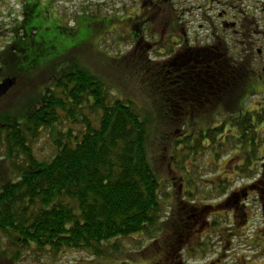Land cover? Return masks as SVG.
I'll list each match as a JSON object with an SVG mask.
<instances>
[{
    "label": "trees",
    "instance_id": "16d2710c",
    "mask_svg": "<svg viewBox=\"0 0 264 264\" xmlns=\"http://www.w3.org/2000/svg\"><path fill=\"white\" fill-rule=\"evenodd\" d=\"M91 26L86 27L91 30ZM66 33H69L68 26ZM3 50L0 67L9 63L14 72L11 76H17L21 70L25 82H38L35 70L39 68L26 66L27 55L21 49L19 54L17 50ZM64 51L50 64L52 67L46 65L43 70L45 78L43 81L39 78L38 84L47 82L46 89L42 95H36L34 103L17 111L18 115L5 109L0 111V157L5 154L12 161L11 177L0 185V232L12 248L6 250L9 245H3L1 250L6 256L10 255L12 264H37L45 259L57 264L58 257L78 251L102 260L116 254L122 258L124 253L139 254L157 245L166 228L164 223L172 214L170 210L165 212L166 208H170L177 192L173 181L157 175L148 145L156 124L170 126L168 120H171L186 127L183 115L175 118L161 112L184 113L185 107H189L196 114L207 111L219 122L167 143L161 160H168L180 170L178 181L185 184L178 186L179 192L182 186H190L192 179L196 181L200 177V172H192L197 169L196 164L189 165L197 163L201 169L198 157L207 159L202 151L210 148L215 163L207 166L216 167L218 172L222 170L223 159L235 153L243 156L242 162L233 166V171L238 178L254 179L251 192L262 201L264 174H258L257 161L260 147L264 145L257 128L264 126V107H245L249 98L240 101L241 88L230 86L244 67L219 69V83L214 91L218 99L214 102L200 100L201 84L198 83L192 86L194 96L174 102L175 94L169 93L167 88L170 83L164 84L165 72L159 71L161 76L157 79L162 86L153 88L152 92H158L154 95L164 107L155 105L158 110L155 116L113 95L112 87L100 76L70 59L73 53L69 47ZM6 54L8 56L4 57ZM237 55L242 57V53ZM122 59L118 57V61ZM207 86L208 90L203 86L205 96L213 92L210 85ZM22 95L24 98L25 93L20 97ZM171 104L177 105L176 111L171 110ZM209 108L213 112H209ZM44 132L51 137L55 153L48 160L40 161L33 145ZM228 180V177L220 178L219 183H214L213 191L225 196ZM167 182L173 188L169 195L163 191ZM182 194L191 193L186 187ZM187 196L184 205L188 204ZM129 240H138L137 250L122 245Z\"/></svg>",
    "mask_w": 264,
    "mask_h": 264
},
{
    "label": "rangeland",
    "instance_id": "374dc122",
    "mask_svg": "<svg viewBox=\"0 0 264 264\" xmlns=\"http://www.w3.org/2000/svg\"><path fill=\"white\" fill-rule=\"evenodd\" d=\"M3 2H12V0H3ZM80 4V0H27V3L22 6L17 4L19 7L16 10V16L13 17V24L17 29L14 33L16 36H11L8 32L7 34L9 35L5 36L2 34L3 36H0V58L3 56L1 53L4 51L3 49L11 52L17 50L16 53L18 54L21 49L25 56L27 55L26 66L29 69L38 67L40 72L35 70V74L43 81V78H45L43 72L46 65L54 64V60L60 58L62 53H65L64 48L67 46L71 50L70 53H73L70 59H75L85 69L87 68L92 73L100 76L105 83L112 87L113 95L121 99H127L156 116L158 110L155 105L156 107H164V104L162 105L156 100L157 97L154 94L158 92L153 93L152 91L153 88L157 89L162 86L161 80L157 78L161 76L159 71L164 69L139 66L132 62V54H126L124 51L120 52L118 49L120 32L116 30L127 28V24L116 19L110 20L112 18L110 13L112 7L109 1L107 3L109 11L106 12L108 13L106 17L110 21L104 31H114L108 35L106 41L99 44L98 35L105 28L100 23L93 24L91 30H87L85 25L82 24V31L74 36V33L79 29L78 23L74 21V14L79 12ZM92 5L91 15H96L97 9L94 8L96 5L94 0H92ZM202 6L203 10L206 11L208 5ZM1 7L0 11L6 14L8 5L4 7L2 4ZM256 8H259L258 4ZM194 20L196 21L197 19ZM198 20L200 21V18ZM10 22V19L0 20V24L10 25ZM91 23L92 21H88V25H91ZM259 23L261 27V22ZM67 26L69 33H66ZM90 31H92L93 36ZM232 32L233 29L225 33H218L219 40L217 41L221 43L218 53L223 54V51L234 61L242 62L243 57H240V55L233 56L223 45L224 38H232ZM234 32H239L240 34L235 36L232 41L237 44L238 42H243L237 48L239 53H244L245 47L249 43L253 42L252 44L257 47L255 50L248 51L247 61L252 63L250 68L240 69L238 78L230 86L234 85L239 87L240 90L244 84L239 92V100L244 102L249 98L245 103V107L260 109L264 107V57L261 58L257 53V50L262 49L260 44H257L259 36L255 33L246 35L245 31L239 29L238 31L234 30ZM244 33L246 36H244ZM121 53L124 54L123 59L118 61ZM5 56L8 55L6 54ZM3 64L0 67V83L7 78H17L19 85L0 102V111L4 112L3 109H5L18 115L17 111L34 103L36 95L43 94L47 82L43 85L41 83L38 84L39 78L38 82H33V80V83L29 80L25 82V75L22 74L21 70L18 72L20 74L13 77L10 75L14 73L11 71L10 64L6 62ZM56 64L60 65L61 63ZM50 66L52 67V65ZM250 74H252V79H250ZM244 75L245 78L242 80L241 77ZM247 76H249V79ZM167 88L169 93L175 94L173 96L174 102L186 101L185 91L178 84L168 85ZM22 92L25 93L26 97L24 96L23 98V95L20 97ZM254 92H257L256 96L255 94L251 95ZM170 108L176 111L177 105L171 104ZM179 108L180 105L178 110ZM211 110L213 109H208L209 112H213ZM184 111L186 113L176 111L170 115L161 112L160 114L162 115L174 116L175 118L183 115L186 127H182L181 123L171 120H168L171 122L170 126L164 127L156 124L153 126L152 136L148 145L151 162L156 169L157 175L163 180L169 179L173 181L177 192L170 208H166L165 212L170 210L168 212H172V214L170 220L164 223L166 228L157 245L153 244V247L150 246L148 249H143L139 254L124 253L122 258L116 256V254L110 255L103 260L85 251L67 252L57 258V264H97V262L99 264H177L179 261L184 264H264V194L262 195V201H258L250 188L254 183V179L238 178L237 172L233 171V166L241 163L243 156L235 153L233 156L223 159L220 164L222 165V170L218 172L216 167L207 166V164L215 163L211 156L213 152H211L212 154L209 153L210 148L203 150L204 154L202 155L207 157V159L198 157L202 168L199 169L197 163L189 165V167H194L196 164L197 169L192 172H200V177L196 181L192 179V185L182 186V192H179L178 186L185 183L178 181L181 175L180 170L171 166L168 160L166 162L161 160L165 153L166 145L171 139H176L187 133L205 130L219 124L218 119H215L207 111L202 110V113L196 114L189 107H185ZM257 132L261 135L262 145H264V126L257 128ZM33 147L34 153L40 161L48 160L55 153L53 141L46 132L40 135V139ZM260 150V160L257 161L259 165L257 169L258 174L261 172L264 174V146L260 147ZM11 169L12 161L3 154L0 157V185L11 177ZM223 177L229 178L224 188H226L227 196L230 198L225 205L222 204L224 197L220 194V191H213L216 186L214 183H219L220 178ZM262 185L260 184V186ZM186 187L191 194L183 196L182 193H184ZM172 189L168 182L165 183L163 187L165 194L169 195ZM245 192L248 194L247 198L244 194ZM249 193L253 195H249ZM185 196H187L186 203H188L186 205L183 203ZM238 196H240V200ZM238 201L241 207L238 206ZM215 204H219V208H216V210L205 207L207 205L215 207ZM199 211L207 213L200 214ZM203 220L208 225L202 224L201 221ZM3 245H9L6 250L12 248L10 243L3 239V235L0 232V264H12L10 255L6 256L1 250ZM122 245L134 251L138 249L137 246L140 244L138 240H129L124 241ZM25 264H30V262H25ZM37 264H55V262L45 259Z\"/></svg>",
    "mask_w": 264,
    "mask_h": 264
},
{
    "label": "flooded vegetation",
    "instance_id": "af4514ba",
    "mask_svg": "<svg viewBox=\"0 0 264 264\" xmlns=\"http://www.w3.org/2000/svg\"><path fill=\"white\" fill-rule=\"evenodd\" d=\"M94 1L96 2L94 8L97 11L96 15H91L92 0H80L79 12L74 14V21L78 23L79 29L74 33V36L82 31V24L88 29L86 27L88 21H92L93 24L100 23L105 26L98 35L99 44L105 42L108 35L114 31H104L108 24L106 17L108 13L106 12L109 11L107 4L109 1L112 7L110 11L112 17L127 24V28L116 30L120 32V44L118 45L120 52L132 54V62L139 66L164 69V84L167 82L170 83L169 85L178 84L185 91L187 97L194 96L191 92L192 86L193 83H198L201 84L198 95L201 96L200 100L214 102L218 99L217 93L214 91L215 86H218L219 83V69H231L237 66L250 68L252 65L251 61H247V55L248 51L255 50L257 47L252 44L253 42L247 44L246 50L244 53L242 52V62H237L223 51V54L218 53L221 44L217 41L219 40L218 33H225L233 29L232 38H224L223 43L233 56L239 53L237 48L243 44V42L237 44L232 41L235 36L240 34L234 30H243L246 35L257 34L259 36L257 44L262 47L261 50H257V53L261 58L264 57V0ZM25 3L27 0H12V2L0 0V9H2V4L4 7L8 5L6 14L0 11V20H11L10 25L0 24V36H3L2 34L16 36L14 33L17 29L13 24V17L16 16V10L19 7L17 4L22 6ZM205 4L208 5L206 11L202 6ZM257 4L259 8H256ZM259 22H261V27ZM260 29L262 30L260 31ZM245 33L244 36H246ZM120 56L123 57L124 54L121 53ZM245 75L241 77L242 80ZM249 76H247L248 79ZM252 78L251 76L250 79ZM207 85H210V89L213 90L209 96H205V92L209 88ZM203 86L206 87V90ZM256 93H251V95L255 94L256 96ZM244 194L247 198V193ZM223 197L222 204L225 205L230 197L227 194ZM238 197L240 200V196ZM237 204L240 206L239 201ZM214 206L219 207V204ZM177 264L184 263L180 261Z\"/></svg>",
    "mask_w": 264,
    "mask_h": 264
},
{
    "label": "water",
    "instance_id": "95a60500",
    "mask_svg": "<svg viewBox=\"0 0 264 264\" xmlns=\"http://www.w3.org/2000/svg\"><path fill=\"white\" fill-rule=\"evenodd\" d=\"M17 84V78H7L0 83V99L5 97Z\"/></svg>",
    "mask_w": 264,
    "mask_h": 264
}]
</instances>
